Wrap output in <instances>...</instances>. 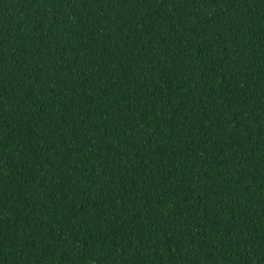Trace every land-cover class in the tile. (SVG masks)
I'll use <instances>...</instances> for the list:
<instances>
[{
	"label": "trees",
	"instance_id": "trees-1",
	"mask_svg": "<svg viewBox=\"0 0 264 264\" xmlns=\"http://www.w3.org/2000/svg\"><path fill=\"white\" fill-rule=\"evenodd\" d=\"M264 264V0H0V264Z\"/></svg>",
	"mask_w": 264,
	"mask_h": 264
},
{
	"label": "rangeland",
	"instance_id": "rangeland-1",
	"mask_svg": "<svg viewBox=\"0 0 264 264\" xmlns=\"http://www.w3.org/2000/svg\"><path fill=\"white\" fill-rule=\"evenodd\" d=\"M91 264H94V263H91Z\"/></svg>",
	"mask_w": 264,
	"mask_h": 264
}]
</instances>
